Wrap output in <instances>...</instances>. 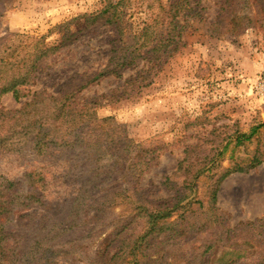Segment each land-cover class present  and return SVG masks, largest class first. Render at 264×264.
<instances>
[{
    "label": "trees",
    "instance_id": "trees-1",
    "mask_svg": "<svg viewBox=\"0 0 264 264\" xmlns=\"http://www.w3.org/2000/svg\"><path fill=\"white\" fill-rule=\"evenodd\" d=\"M14 1L0 0V7ZM125 1H107L85 20H102L116 36L106 64L90 82L119 79L138 62L146 67L123 81L120 94L103 95L107 101L125 99L150 85L184 46L187 21L201 18L199 0H165L131 33L125 26ZM71 36L65 31L50 45L44 36L0 37V97L11 93L18 100L24 96V89L35 84L46 60L69 44ZM98 105V100L79 99L74 92L54 96L43 90L34 92L19 109H0V160L28 157L19 178H11L0 169V264H208L205 257L214 243L193 250L182 263H174L173 258H184L177 246L197 222L205 220L207 227L223 223L219 215L200 218L190 208L196 180L210 171L209 165L221 157L231 139H224L220 152L205 157L197 169L188 165L187 146L185 157L177 164L183 183L180 187L173 184L169 204L150 206L139 181L158 157L159 148L136 146L131 150L133 141L127 138L124 126L112 117L98 118ZM263 126H254L247 134L237 132L235 143L251 140ZM102 156L107 160L103 162ZM263 160L255 155L247 167L236 165L231 171L246 173ZM231 171L226 170L216 180L212 204L220 182ZM45 181L50 184V193L41 186ZM223 228L220 237L209 235L213 242L223 241L236 258L241 257L240 252L261 248L260 259L253 264H264L263 219ZM106 230L107 241L96 255L86 254Z\"/></svg>",
    "mask_w": 264,
    "mask_h": 264
},
{
    "label": "rangeland",
    "instance_id": "rangeland-1",
    "mask_svg": "<svg viewBox=\"0 0 264 264\" xmlns=\"http://www.w3.org/2000/svg\"><path fill=\"white\" fill-rule=\"evenodd\" d=\"M107 1L115 0H16L0 7V37L44 36L50 45L58 42L65 31L72 35L69 44L46 60L35 84L24 89V96L18 100L11 93L0 97V109H19L34 92L43 90L54 96L74 92L79 99L98 100V118L112 117L123 125L127 138L133 141L131 150L136 146L159 148L158 157L139 181L148 204L154 207L169 204L173 184L180 187L183 183L177 164L185 157L187 146L188 165L197 169L205 157L220 152L226 144L224 139H231L221 157L209 165L210 171L196 180L190 208L200 218L219 215L223 223L207 227L205 220L197 222L177 246L184 258L173 259L174 263H182L193 250L214 243L205 257L208 264L258 262L261 248L240 252L241 257L236 258L223 241L213 242L209 235L220 237L225 232L223 225L232 229L239 222L264 220V160L246 173L231 171L236 165L247 167L255 155L264 158V126L251 140L235 143L237 132L247 134L264 123V2L199 0L201 18L187 21L184 46L163 65L152 83L125 99L107 101L103 95L120 94L123 81L146 68L144 62H138L124 70L119 79L108 77L90 82L106 64L116 36L102 20H85L99 12ZM164 1L126 0L125 26L134 33ZM27 160L28 157L21 161L2 158L0 169L11 178H19ZM101 160L104 162L107 157L102 156ZM226 170L231 172L220 182L212 204L211 191ZM41 186L44 192H51L47 181ZM107 235H101L86 254L96 255Z\"/></svg>",
    "mask_w": 264,
    "mask_h": 264
}]
</instances>
